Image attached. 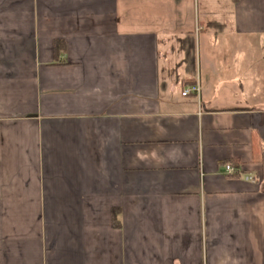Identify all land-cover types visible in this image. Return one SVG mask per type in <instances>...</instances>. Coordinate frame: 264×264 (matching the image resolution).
Listing matches in <instances>:
<instances>
[{"label":"crops","instance_id":"obj_1","mask_svg":"<svg viewBox=\"0 0 264 264\" xmlns=\"http://www.w3.org/2000/svg\"><path fill=\"white\" fill-rule=\"evenodd\" d=\"M0 264H264V0H0Z\"/></svg>","mask_w":264,"mask_h":264},{"label":"built area","instance_id":"obj_2","mask_svg":"<svg viewBox=\"0 0 264 264\" xmlns=\"http://www.w3.org/2000/svg\"><path fill=\"white\" fill-rule=\"evenodd\" d=\"M189 93H196L197 95L200 94V84L197 83L196 85L187 87L184 91H183V95H188ZM226 169L229 173H235L237 171V169L228 164L226 165ZM250 180H255V178L253 176L248 177Z\"/></svg>","mask_w":264,"mask_h":264}]
</instances>
